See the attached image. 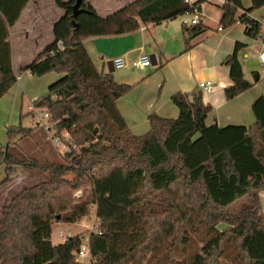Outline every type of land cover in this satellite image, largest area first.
<instances>
[{"label":"trees","instance_id":"trees-1","mask_svg":"<svg viewBox=\"0 0 264 264\" xmlns=\"http://www.w3.org/2000/svg\"><path fill=\"white\" fill-rule=\"evenodd\" d=\"M26 1L0 0V97L17 81L8 28ZM75 1L54 0L63 12L53 23L52 38L25 65L35 75L62 73L32 106L46 110L74 145L56 159L41 160L19 143L39 126H6L0 184L14 165L46 173V178L22 186L1 206L0 264H86L76 258L83 233L55 242L51 224L87 215L89 204L98 219L97 230L88 233L90 264H142L148 255L153 264H264L258 196L264 188V96L253 100L254 122L248 126H218L205 122L212 106L203 101L201 90L176 91L171 100L178 115L152 112L148 130L133 134L116 104L131 85L97 68L82 41L192 13L202 0H131L105 15L89 0H79L74 15ZM263 4L251 0L245 12ZM239 7L241 0H225L219 23H234ZM245 12L239 16L244 32L259 37L261 23ZM182 29L188 48L204 25L183 23ZM241 46L236 42L223 59L232 80L224 88L227 99L251 86L237 55ZM88 185L89 194L76 200L73 191ZM242 196L247 203L231 211L229 204ZM219 222L228 227L218 228Z\"/></svg>","mask_w":264,"mask_h":264},{"label":"crops","instance_id":"crops-1","mask_svg":"<svg viewBox=\"0 0 264 264\" xmlns=\"http://www.w3.org/2000/svg\"><path fill=\"white\" fill-rule=\"evenodd\" d=\"M89 1L99 14L105 15L131 0H102L103 7L99 8H102L103 12H100L93 0ZM224 1L202 0L199 3V21L204 25V29L190 38L188 48H184L186 32L182 29V24H194L190 21L192 14L189 12L159 22L140 23L138 28L128 32L89 35L83 38V44L95 65L103 71H109L108 68L112 65L109 61L116 55L131 59L142 52L154 54L156 62L144 68L127 65L113 67L111 70L116 81L131 85L116 99V104L133 134L148 130L147 117L152 112L163 116H177L178 107L171 100V94L176 91L201 90L198 86L201 80H210L214 85L211 91L201 90L203 101L212 106L205 118L206 124L248 126L254 122L251 106L256 97L264 96V71L257 72L255 78L250 77L244 60L250 58L259 63L256 55L264 40V4L245 12L251 0H241L242 7L236 10L235 17L245 12L261 23V35L252 37L244 32L241 21H235L231 25L219 23ZM56 6L54 0H27L14 24L8 28L12 69L17 81L0 97V125H15L20 122V113L18 114L16 108L18 96L21 97L24 90L22 78L25 72L35 75L25 68V65L51 40L52 26L58 17L54 16L57 14ZM219 25L221 29H218ZM49 27L51 38L44 44H39ZM236 42L242 43L237 55L244 77L251 82V86L227 99L224 88L230 85L232 80L229 76V66L223 59L233 52ZM32 44L38 45V51L25 60L24 54ZM260 65L264 67L263 64ZM45 74H52L48 77L47 87L50 81L53 82L61 76V73L55 71L46 72L41 76ZM32 97L34 99L38 96L33 94ZM32 108L36 109L33 106ZM258 196L264 212V188L258 191Z\"/></svg>","mask_w":264,"mask_h":264},{"label":"rangeland","instance_id":"rangeland-1","mask_svg":"<svg viewBox=\"0 0 264 264\" xmlns=\"http://www.w3.org/2000/svg\"><path fill=\"white\" fill-rule=\"evenodd\" d=\"M94 4L99 7H103L102 0H93ZM102 5V6H101ZM106 7V3L104 4ZM100 12H103V9L99 8ZM57 14L54 15L55 17L59 16L63 10L56 6ZM48 34V36H47ZM51 38V27H49V31L42 35L39 44H44L47 40ZM48 42V41H47ZM38 45L32 44L30 49L24 54V59L31 58L36 51H38ZM244 66L246 67L249 76L255 78V73L264 71V67L261 66L256 60L245 58ZM21 72V71H20ZM62 74V73H61ZM52 74H45L44 76L41 75H31L29 72H25V76L23 75L22 81L24 90H22L21 97L18 96L17 102V111L18 114L20 113V122L22 125L26 126H34V121L32 118H36L38 114L42 112L41 108H32V95L39 96L46 92L47 84L49 81L48 77ZM52 82V81H50ZM36 98V97H35ZM8 123H2L0 125V143L4 144L6 141V126ZM18 124V123H17ZM32 136H23L19 143L23 150L27 153L43 160L45 158L56 159L58 158L59 154L56 153V150L52 146L51 142L46 138V133L43 129L36 128L33 131ZM5 175L4 170V163H0V179H2ZM46 178V173L38 172L36 170H26L22 168L20 165H14L12 171L10 172L9 179L0 184V214H1V206L7 203L10 197L17 192L22 186L30 185L40 180ZM84 195L89 194V185L83 188ZM74 196V195H73ZM76 198V197H75ZM76 200H78L76 198ZM247 203L246 196H242L237 198L236 200L232 201L229 204L230 210L236 212L239 210L243 205ZM90 212L87 215H84L77 220L70 222V221H63V220H54L51 224V239L53 241H59L64 239L67 235H71L77 232L83 233V237L87 236L89 231L97 230L98 227V219L95 215V208L92 204H89ZM218 228L223 229L228 226L226 222H219L217 224ZM61 232V235L58 234ZM82 237V238H83ZM196 239L197 245L200 246L202 242L199 240L198 237H194ZM78 260L85 262L86 264H90V257H79L76 255ZM155 259L148 255L142 264H153ZM134 264V263H133Z\"/></svg>","mask_w":264,"mask_h":264},{"label":"built area","instance_id":"built-area-1","mask_svg":"<svg viewBox=\"0 0 264 264\" xmlns=\"http://www.w3.org/2000/svg\"><path fill=\"white\" fill-rule=\"evenodd\" d=\"M185 2L192 4L195 0H184ZM192 17L190 19L191 23H197L199 21L198 9H194L191 13ZM184 21H187L184 19ZM235 21H241L239 17H236ZM218 29H221V26H218ZM257 60L260 64L264 65V40L260 46L259 52L256 55ZM112 64L114 67H124L127 65L144 68L147 65L151 64V57L149 53L142 52L137 54L131 59H126L123 55H116L112 58ZM198 86L203 91H211L213 89V82L210 80H201L198 82ZM34 125H37L43 129L46 133V138L51 142L52 146L56 152L60 155L65 154V152L70 151L71 146L74 145L73 139L66 130H58L55 127V121L51 119L50 114L43 109V111L38 114L36 118H32ZM90 187V185H89ZM84 194L82 187L76 188L73 191L74 197H79ZM58 234L61 235V232ZM76 255L79 257H91L90 249L88 245V235L82 238V242L79 248L76 251Z\"/></svg>","mask_w":264,"mask_h":264},{"label":"water","instance_id":"water-1","mask_svg":"<svg viewBox=\"0 0 264 264\" xmlns=\"http://www.w3.org/2000/svg\"><path fill=\"white\" fill-rule=\"evenodd\" d=\"M78 3L79 0H76L75 3L73 4V14L75 15L78 12ZM151 57V63L154 64L156 62L155 58H154V54H150ZM112 64V61H109ZM113 64L111 65V67L108 68L109 71H111L113 69ZM255 77H257V73H255Z\"/></svg>","mask_w":264,"mask_h":264}]
</instances>
